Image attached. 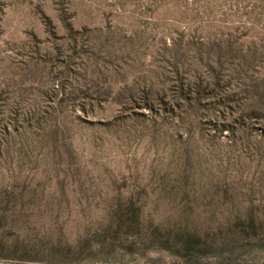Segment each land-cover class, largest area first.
Segmentation results:
<instances>
[{
	"label": "rangeland",
	"instance_id": "1",
	"mask_svg": "<svg viewBox=\"0 0 264 264\" xmlns=\"http://www.w3.org/2000/svg\"><path fill=\"white\" fill-rule=\"evenodd\" d=\"M0 264H264V0H0Z\"/></svg>",
	"mask_w": 264,
	"mask_h": 264
}]
</instances>
